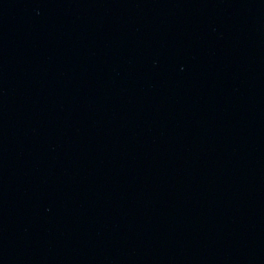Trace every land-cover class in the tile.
I'll return each instance as SVG.
<instances>
[{
	"label": "water",
	"instance_id": "obj_1",
	"mask_svg": "<svg viewBox=\"0 0 264 264\" xmlns=\"http://www.w3.org/2000/svg\"><path fill=\"white\" fill-rule=\"evenodd\" d=\"M0 264H264V0H0Z\"/></svg>",
	"mask_w": 264,
	"mask_h": 264
}]
</instances>
